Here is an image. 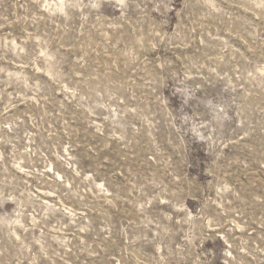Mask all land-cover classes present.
I'll list each match as a JSON object with an SVG mask.
<instances>
[{
    "label": "rangeland",
    "instance_id": "1",
    "mask_svg": "<svg viewBox=\"0 0 264 264\" xmlns=\"http://www.w3.org/2000/svg\"><path fill=\"white\" fill-rule=\"evenodd\" d=\"M0 264H264V0H0Z\"/></svg>",
    "mask_w": 264,
    "mask_h": 264
}]
</instances>
